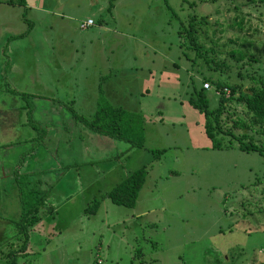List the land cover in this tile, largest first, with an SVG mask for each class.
I'll list each match as a JSON object with an SVG mask.
<instances>
[{"label":"rangeland","instance_id":"374dc122","mask_svg":"<svg viewBox=\"0 0 264 264\" xmlns=\"http://www.w3.org/2000/svg\"><path fill=\"white\" fill-rule=\"evenodd\" d=\"M27 1L65 15L26 9L34 21L31 50L12 57L35 56L48 70L39 75L35 67L32 80L17 68L11 88L0 87V111L8 108L22 122L4 141L27 138L6 144V156L22 149L20 162L40 161L31 175L0 179L10 204L5 234L18 242L20 194L38 201L55 230L43 237L34 227L39 245L17 255L23 264H264V154L239 148L223 132L215 135L222 146L213 147L204 112L191 99L203 73L242 89L264 76V0H112L110 7V0ZM193 14L206 53L197 54L179 32ZM88 16L94 23L81 28ZM206 91L213 108L219 95ZM235 97L225 105L223 127L264 143L263 127ZM238 117L247 126H234ZM106 122L127 128L131 140L86 133L84 123ZM142 165L147 172L133 206L107 196L95 204ZM0 249L4 259L8 246Z\"/></svg>","mask_w":264,"mask_h":264},{"label":"crops","instance_id":"0c3cea01","mask_svg":"<svg viewBox=\"0 0 264 264\" xmlns=\"http://www.w3.org/2000/svg\"><path fill=\"white\" fill-rule=\"evenodd\" d=\"M20 7H21V10L19 9ZM27 8L40 9L42 11H47L48 13H53L57 15L59 14L62 16L65 15V13H61L60 11H56V10L52 11L51 9H46L42 5H39V3H31V2H28L27 0H0V83L2 84L0 85V87L2 86L4 88L6 87L11 88V84L9 82L11 80L12 70L18 71L19 69L20 72L18 71L17 74L20 78L22 79L31 78L32 80H35V78L37 79L36 73H34V71L36 70L35 67L39 68V72H38L39 75L41 74L43 75V72L48 70V65H45L44 61L38 62V58L36 57L35 59V56H33L35 54H32L31 52L30 53L32 55L30 56H33V57H30V58H28L26 55L22 56V59H13L12 57L13 53L19 52L20 54L21 53L27 54L31 50L30 48H28L27 40L29 38L27 39V37L29 33L32 34L30 32V28H31V24L34 21L33 19H28V17L26 16ZM13 16L15 17L14 26L12 23ZM89 17L91 16H88L87 18ZM104 21H105L104 19H101L99 23L102 24ZM41 37L43 38V36ZM21 41H25V42H21ZM35 51H36V55H38L39 51L38 50H35ZM26 64H27V67H25ZM8 73L10 74V78H9ZM31 95L34 98L42 97L43 101L48 102V103L49 101H51L46 96H39V94H36V93L31 94ZM10 107L11 105L9 106V108ZM4 109L5 110L0 111V144L5 146L6 144L9 143L8 144L9 148H13V146H10L11 145L10 142L14 144L20 143V142H26L27 138L23 139V141L21 140H18V141L9 140L8 142L4 141V137L11 136L13 130L18 127L16 125H19L22 123L21 121H19L18 123H15L14 121L16 120L17 116L14 117L8 108H4ZM74 114L76 118H79V115L75 112V110H74ZM57 116H60V114H58ZM58 124L59 126H57V128L59 129H62L65 127L67 128V126L64 124H60V123ZM84 124H85V127L87 126L89 128V130L87 131L85 129L86 133L88 134V136L91 135L92 129L87 125V123H84ZM47 128L52 129L49 126H47ZM59 129H54V130L60 131ZM47 132L49 133L48 130ZM100 133H95L94 135L95 137L98 135L104 141H106L105 139L107 136H110L109 134H106V133L105 134H100ZM55 140H56V137H54L53 141ZM5 147L6 148L4 150L5 151L4 155L0 156V179H4L5 177H7V175L18 178L19 176L21 177L22 173L25 175H31L32 173L35 172V166L37 163H40V161L33 160L34 157H32L31 160L29 161L26 160L27 162H25L24 160L20 162L19 159H22L21 156L22 154L25 153V151L22 153V149H19V154L17 155V157L16 155H14L13 156L14 159H13L12 154L11 156H6L9 151L11 152V150H7L8 148L7 146ZM12 164L15 167L14 169L12 168ZM21 169H22V172L19 171ZM15 195L17 197L18 194L16 193ZM21 195L22 194H20L19 198L22 199ZM8 197H9L8 195H4V192H0V238H1L0 242L3 241L0 244V247L8 246V252L5 253L4 259L3 258L0 259V264H23L22 257H19L17 255H26L31 250L32 251L34 250L33 247L37 248V246L39 245L37 243L38 236H35V234L32 233V231L34 230V227L39 226L40 229H38V231L41 230V235L43 237H44V234L49 236L51 233H54L55 230L53 227L50 228L49 225L45 224L46 221L48 224H50V222L46 220V217L44 216L45 213L40 212L39 218H37L35 222L32 223L28 227L27 240H26L25 245L22 244L23 239L20 237L19 233H16L18 242L14 244L13 241H11L9 235L5 234L6 231L11 230L6 227V223L10 221L9 218L6 217V210L10 207L9 202H7V200L9 199ZM51 210L53 211L54 207H52ZM15 226L17 228V220L15 221ZM60 237L61 236H59V238ZM64 242L65 240H63L61 244H63ZM1 252H2V249H0V253ZM17 259H19V261ZM12 260H14V262H11Z\"/></svg>","mask_w":264,"mask_h":264},{"label":"trees","instance_id":"16d2710c","mask_svg":"<svg viewBox=\"0 0 264 264\" xmlns=\"http://www.w3.org/2000/svg\"><path fill=\"white\" fill-rule=\"evenodd\" d=\"M110 4H112V0H110L108 7H110ZM195 19H196L195 14L191 15L188 18L189 20L188 26L186 28L182 27L183 29L180 28L179 32L182 33L184 30L185 34L187 33V36L189 37V45L193 46L195 50L197 49L196 50L197 54H202V50L204 53H206L205 51L208 48L206 49L200 42L197 41ZM241 21L242 20H240L239 22L240 26H241ZM209 62L210 60L208 61V63ZM213 70L217 71L218 68L214 67ZM206 80H208L213 87L222 88L223 86H228L230 88V94L228 96H226L222 91V93L218 96L217 105L213 108L209 107V96L207 95V91H206L208 89H211L212 87L208 89L203 87V81ZM191 81L193 82V78L191 79ZM236 91L238 92V94L235 97L234 94ZM194 93L195 94L191 96L193 105L196 106L199 110L204 112V115L206 117L204 124L205 132L207 136L212 139L213 147L222 146L221 142L216 140L215 135L217 133L223 132L225 134L229 133L230 135L235 137L237 139V145L239 148L246 151L255 150L261 154H264V143H258L254 141L252 139V136L247 134L246 132H243L241 134H236L231 130L230 127L224 128L223 120L221 118L226 103L235 97L237 98L238 101L243 102L245 108L247 109V112L250 113L251 121L259 122L258 124L263 127L262 131L264 132V76L263 75H259L256 78L255 85L253 84L249 86L248 89H242L239 83L228 82L226 78H224L222 75L216 77L210 72L208 74L203 73L200 85L197 86L194 85ZM233 123L234 126H247L246 121L241 117L234 119ZM87 125L93 130L110 134L118 138H127L128 140H131L130 138L132 137V135L128 136V133L126 132L127 128L125 129V131L116 130L115 127L111 128L112 126L108 125V122H106L105 125H101L103 127H97L91 123H87ZM130 129L132 130L131 127ZM140 142L141 140H139L138 143L140 144ZM146 172L147 170L145 165H142L132 170L122 180H120L114 187L104 192L100 198H97L95 200V204H99L101 199L107 196L118 204L133 206L135 204L138 191L144 182ZM29 191H33V189ZM26 196L21 195L23 208L20 217V222H17V233H19L20 237L23 239L22 241L23 245H25L27 240L28 227L32 223H34L37 218H39V213H40V206L37 204L38 201L37 200L30 201ZM41 201L43 203V200Z\"/></svg>","mask_w":264,"mask_h":264},{"label":"built area","instance_id":"2783aa9c","mask_svg":"<svg viewBox=\"0 0 264 264\" xmlns=\"http://www.w3.org/2000/svg\"><path fill=\"white\" fill-rule=\"evenodd\" d=\"M93 22H94L93 18L89 17V18H87L85 20H81L80 23H79V26L81 28H86L88 25L92 24ZM203 87L206 88V89L212 87L214 92L217 95H220L222 93V91L224 92V94L226 96H228L230 94V88L228 86H223L222 88H216V87H213L208 80L203 81ZM98 261L100 262V259H98Z\"/></svg>","mask_w":264,"mask_h":264}]
</instances>
